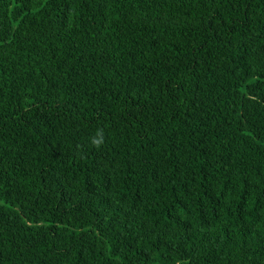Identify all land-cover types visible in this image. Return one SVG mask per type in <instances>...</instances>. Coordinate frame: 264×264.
Listing matches in <instances>:
<instances>
[{
	"label": "trees",
	"instance_id": "trees-1",
	"mask_svg": "<svg viewBox=\"0 0 264 264\" xmlns=\"http://www.w3.org/2000/svg\"><path fill=\"white\" fill-rule=\"evenodd\" d=\"M0 264H264V0H0Z\"/></svg>",
	"mask_w": 264,
	"mask_h": 264
}]
</instances>
